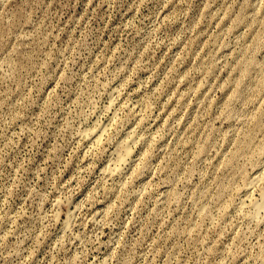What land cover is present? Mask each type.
<instances>
[{
    "label": "rangeland",
    "instance_id": "1",
    "mask_svg": "<svg viewBox=\"0 0 264 264\" xmlns=\"http://www.w3.org/2000/svg\"><path fill=\"white\" fill-rule=\"evenodd\" d=\"M255 175L264 0H0V264H264Z\"/></svg>",
    "mask_w": 264,
    "mask_h": 264
},
{
    "label": "bare ground",
    "instance_id": "2",
    "mask_svg": "<svg viewBox=\"0 0 264 264\" xmlns=\"http://www.w3.org/2000/svg\"><path fill=\"white\" fill-rule=\"evenodd\" d=\"M119 150V149H118ZM117 150V151H118ZM119 152V151H118ZM117 152V153H118ZM128 150H127V147L126 146H123V147H121V149H120V152L118 153L119 155H118V158H116L118 161H125V160H123V159H125V157L128 155ZM117 157V156H116ZM115 159V160H116ZM117 162V161H116ZM116 162H114V163H116ZM125 165V164H124ZM115 166V165H114ZM118 166H120V165H118ZM117 167V166H116ZM118 168V167H117ZM116 168V169H117ZM122 168V167H121ZM118 169H120V168H118ZM253 188H259L260 189V193H261V199L260 200H255V202H253L254 203V207H255V209L257 210L256 212H257V214H259L258 213V211H264V181L262 180V179H259L258 177H257V175H255L254 177H252V180L250 181V183H249V185L246 187V192H249V191H251V189H253Z\"/></svg>",
    "mask_w": 264,
    "mask_h": 264
}]
</instances>
